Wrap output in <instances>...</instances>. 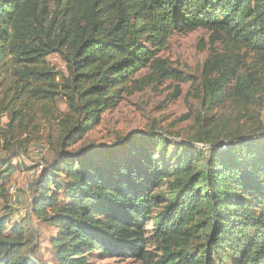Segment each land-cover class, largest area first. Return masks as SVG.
Listing matches in <instances>:
<instances>
[{"label":"trees","instance_id":"obj_1","mask_svg":"<svg viewBox=\"0 0 264 264\" xmlns=\"http://www.w3.org/2000/svg\"><path fill=\"white\" fill-rule=\"evenodd\" d=\"M196 29L208 30L211 42L203 104H222L235 80L231 93L250 99L264 81V0H0L4 149L14 153L22 136L48 123L59 132L58 160L32 183L34 215L58 229L55 264H88L94 251L138 264H264V130L247 139L233 133L217 151L215 143L183 142L173 168L156 156L167 140L161 134L131 135L122 141L127 152L118 145L66 152L125 94L168 78L186 81L160 53L175 33ZM237 51L258 58L245 76L232 64ZM52 54L65 70L49 66ZM0 163L6 200L15 169L10 158ZM165 177L174 178L172 201L155 215ZM152 219L161 255L149 248ZM6 224L0 216V253L11 255L2 264H36L21 252L27 230L16 223L7 234Z\"/></svg>","mask_w":264,"mask_h":264},{"label":"rangeland","instance_id":"obj_2","mask_svg":"<svg viewBox=\"0 0 264 264\" xmlns=\"http://www.w3.org/2000/svg\"><path fill=\"white\" fill-rule=\"evenodd\" d=\"M210 48V32L206 29L175 33L170 39L169 46L160 53V56L167 59L170 66L180 71L186 81L168 78L133 94H125L116 108L103 115L98 127L88 132L66 152H81L92 146L115 145L127 152L128 146L122 141L131 135L152 138L161 134L167 140L160 143L156 156L163 168L167 165L173 168L177 161L174 155L181 153L178 148L186 145L184 143L190 141L196 146L207 144L211 149L215 143L217 151L218 145L228 141L233 133L241 139H247L252 133L264 130V81L250 99H238L231 93L236 84L235 80L228 87V96L222 104L215 106L203 104L202 72L203 64L211 53ZM216 49L224 52L220 46ZM47 60L49 66L65 70V62L58 54L48 56ZM257 60L254 54L237 51L232 64L237 66L241 76H245L255 69ZM149 71V68L142 70L138 78L146 76ZM178 89L181 91L180 94ZM57 105L60 110L68 111L64 98L58 97ZM8 121V116L2 114L0 127L6 128ZM58 134L57 125L48 123L42 126L39 132L22 136L21 146H16L17 150L9 154L4 149V136L0 131V156L10 158L15 169L7 177V182H13L18 186L15 202L8 194L6 200L0 197V216L7 219V234H10L11 227L16 223H21L27 230V241L21 252L23 255H29L36 264L56 263L57 250L51 240L57 236L58 229L50 221L34 215L32 201L35 193L32 191V183L38 179L48 163L58 160L55 154ZM210 134L215 135L212 142L208 140ZM13 143L15 144L16 140ZM2 168L3 164L0 163V169ZM173 179L164 178L163 186L158 191L159 202L155 215L161 213L172 201L173 192L170 187ZM147 229L151 237L149 248L155 255H161L156 242L153 219L149 221ZM202 242L205 246L207 240L203 238ZM9 257L10 254L0 253V264ZM88 264H138V262L133 258H109L100 251H94L90 254Z\"/></svg>","mask_w":264,"mask_h":264},{"label":"built area","instance_id":"obj_3","mask_svg":"<svg viewBox=\"0 0 264 264\" xmlns=\"http://www.w3.org/2000/svg\"><path fill=\"white\" fill-rule=\"evenodd\" d=\"M9 193L12 197V200L15 202L16 194L18 193V186L13 182L9 185Z\"/></svg>","mask_w":264,"mask_h":264}]
</instances>
